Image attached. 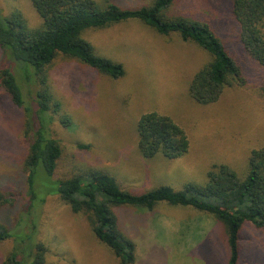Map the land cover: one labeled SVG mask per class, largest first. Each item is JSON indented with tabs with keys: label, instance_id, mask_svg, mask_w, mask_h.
<instances>
[{
	"label": "rangeland",
	"instance_id": "1",
	"mask_svg": "<svg viewBox=\"0 0 264 264\" xmlns=\"http://www.w3.org/2000/svg\"><path fill=\"white\" fill-rule=\"evenodd\" d=\"M94 1L101 8L110 3L134 11L156 0ZM14 12L29 29L42 23L31 0H0L3 17ZM165 18L208 26L239 67L242 83L224 88L215 103L200 105L189 85L211 62L205 50L176 33L160 35L137 19L86 29L81 38L94 54L122 65L124 75L113 79L78 60H55L48 82L61 111L53 114L49 136L59 143L61 156L50 177L41 165L36 168L35 183L43 189L30 201L21 168L27 118L0 88V190L15 198L14 207L0 208V223L9 230L0 242V264L11 255L31 264L37 244L45 248L43 264H121L86 217L61 201L56 180L102 173L123 191L141 195L159 187L204 186L219 166L246 177L250 153L264 148V66L244 49L233 0H175ZM2 68L13 70L0 50ZM28 105L36 110L29 99ZM148 113L170 118L185 132L189 146L183 156L141 155L138 121ZM63 117L69 124L61 123ZM111 213L134 245L133 264H228L226 230L208 214L165 202L152 210L120 205ZM240 246L238 264H264V230L245 224Z\"/></svg>",
	"mask_w": 264,
	"mask_h": 264
},
{
	"label": "trees",
	"instance_id": "2",
	"mask_svg": "<svg viewBox=\"0 0 264 264\" xmlns=\"http://www.w3.org/2000/svg\"><path fill=\"white\" fill-rule=\"evenodd\" d=\"M174 2L156 0L150 7L130 11L110 3L101 8L94 0H31L42 20L37 29H29L18 12L6 17L0 14V50L13 69H0V88L27 118L24 124L26 156L21 168L26 174L29 201L39 196L43 189L35 183L36 168L41 165L50 177L61 156L59 143L49 136L53 114L61 111V103L52 94L48 82L49 69L55 60H78L113 79L124 75L122 65L94 54L91 45L81 38L86 29H103L137 19L160 35L176 33L183 41L199 46L211 57V62L195 74L189 85L190 97L200 105L215 103L224 88L242 83L239 67L208 26L185 19L165 18ZM233 14L240 25L245 51L264 66V0H233ZM28 99L35 104V111L28 105ZM61 123L67 125L69 120L63 117ZM138 134V147L145 158L160 154L171 160L188 150L185 132L166 116L143 115L138 121ZM56 181L61 201L73 213L86 217L95 237L111 249L121 264L135 262V248L122 235L111 213V208L120 205L152 210L158 203L165 202L212 216L226 230L228 264H238L240 232L245 224L264 230V148L250 153L244 179L238 178L228 167L219 166L208 174L204 186L189 185L181 191L159 187L133 195L102 173H93L88 180L72 176ZM14 201L15 198L0 190V208L14 207ZM8 238V228L0 223V242ZM44 254L45 248L37 244L31 264H43ZM4 264L21 263L11 255Z\"/></svg>",
	"mask_w": 264,
	"mask_h": 264
}]
</instances>
